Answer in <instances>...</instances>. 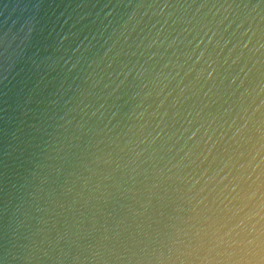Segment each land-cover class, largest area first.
<instances>
[{
  "label": "clouds",
  "instance_id": "clouds-1",
  "mask_svg": "<svg viewBox=\"0 0 264 264\" xmlns=\"http://www.w3.org/2000/svg\"><path fill=\"white\" fill-rule=\"evenodd\" d=\"M0 264H264V0H0Z\"/></svg>",
  "mask_w": 264,
  "mask_h": 264
}]
</instances>
